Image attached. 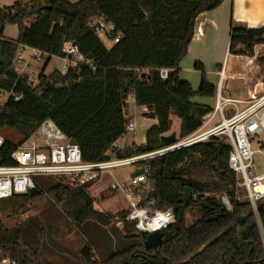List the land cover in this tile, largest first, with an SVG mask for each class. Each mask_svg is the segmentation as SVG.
I'll list each match as a JSON object with an SVG mask.
<instances>
[{
    "label": "trees",
    "instance_id": "1",
    "mask_svg": "<svg viewBox=\"0 0 264 264\" xmlns=\"http://www.w3.org/2000/svg\"><path fill=\"white\" fill-rule=\"evenodd\" d=\"M224 1L35 0L29 5L17 1L0 7V93L22 95L19 102L9 99L0 114V135L7 141L5 155L47 120L79 146L87 163L107 160L108 152L130 157L164 148L161 138L171 132V115L180 120L177 140L196 133L214 109L194 104L192 99L215 98L217 89L207 80L204 66L197 63L201 82L194 92L191 84L180 79V65L188 54L196 18ZM99 20L113 26L111 39L119 37L111 50L91 29ZM7 25L17 26L16 40L4 36ZM69 42L88 65L70 68L65 75L60 71L40 75L36 83L18 73L16 59L22 51L37 50L49 63L53 57H64L62 47ZM258 45H264V27L231 25L230 54L254 57ZM259 62L264 64V58ZM163 68L173 69L167 80L160 77ZM253 87L257 97L255 82ZM131 96L137 107L148 109L146 117L157 120V125L147 131L144 145L120 152L115 144L125 136ZM4 130L18 136V142L5 137ZM230 152L225 138L215 137L150 162L152 197L158 209L172 208L175 214V222L161 232L162 244L153 250L145 248L147 235L136 233L134 224L125 222L116 228L115 219L125 218L127 209L103 212L87 185L76 188L55 177H43L34 191L13 198L48 196L61 206L73 227L88 236L81 251L86 264H264V200L257 214L249 203L238 200L237 180L228 168ZM195 157L198 161L191 169H181ZM4 164L12 163L7 159ZM193 169L206 172L209 178L194 179ZM186 191L191 197L183 202ZM223 195L231 210L222 204ZM112 225L116 229L106 234L104 229ZM24 232L22 227L4 229L0 222V256L22 264H50L41 246L31 244ZM94 252L97 260H93Z\"/></svg>",
    "mask_w": 264,
    "mask_h": 264
},
{
    "label": "built area",
    "instance_id": "2",
    "mask_svg": "<svg viewBox=\"0 0 264 264\" xmlns=\"http://www.w3.org/2000/svg\"><path fill=\"white\" fill-rule=\"evenodd\" d=\"M91 29L99 36L105 30L113 31V26L99 20L91 24ZM113 40L117 43L119 37ZM29 52V60L40 61L43 58L37 50L32 49ZM62 53L64 54L61 58L64 62L63 70L60 71L62 75L70 68L89 64L71 42L63 45ZM22 61L23 51L16 59L17 70L21 67ZM26 67L27 63H24L20 75L27 76ZM159 72L160 77L167 80L173 69L163 68ZM29 79L36 83L33 78ZM11 98L19 102L22 95L15 96L12 92L0 93V114ZM215 98L214 111L203 118L201 129L193 135L147 154L111 157L113 154L108 152L106 154L108 159L99 163L84 162L79 146L50 120L45 121L30 138L16 144L15 149L8 155H5L7 141L0 135V200L28 195L37 188L38 178L56 177L65 179L74 186H86L95 183L104 173L121 167L135 166L137 173L140 171L143 173L129 178L124 184L115 182L110 187L113 192L124 193L128 202V214L125 218L117 217L115 224L121 229L125 222L132 223L139 234L162 232L175 222V214L172 208L158 209L157 201L152 197L150 162L195 144L208 142L212 138L223 137L229 141L231 147L228 168L235 174L237 187L244 189L245 201L257 214V206L264 200V173L258 172L255 156L260 154L264 157V153L254 149V146L262 141L263 144L260 146L264 147V140H261L264 137V93L248 101H236L224 98L220 88H217ZM132 103H135L133 96L127 101L128 108ZM228 106H231L230 117L226 116ZM241 106L244 108L241 109ZM217 115L220 116V122L208 128ZM135 130L136 122L129 120L125 136ZM7 159L12 164H4ZM221 201L227 210H231L227 196H221ZM0 264L22 263L10 256H0Z\"/></svg>",
    "mask_w": 264,
    "mask_h": 264
},
{
    "label": "rangeland",
    "instance_id": "3",
    "mask_svg": "<svg viewBox=\"0 0 264 264\" xmlns=\"http://www.w3.org/2000/svg\"><path fill=\"white\" fill-rule=\"evenodd\" d=\"M20 2L23 5L32 4L35 0H1L0 7L7 8L12 6L15 2ZM78 1V0H71ZM110 30H105L99 34V39L108 50H111L115 45V40L111 39L109 36ZM6 34L10 38L18 37V28L14 25H7ZM264 50V48L262 49ZM29 49L23 51V57L25 61L29 58ZM264 56H255L254 58H243L237 57L236 55L231 54L230 57L225 58L222 62V68L224 70V76L221 83L222 96L227 98L235 97V92L244 97L249 96L253 93L254 81L258 86L264 87V64L259 62V58ZM47 56H44L40 61L31 60L26 67V75L31 79L38 81L40 75L48 76L54 71H62L64 67V62L61 58L53 57L50 63L47 65ZM210 69L213 68H209ZM206 71V70H205ZM21 72V67L18 69V73ZM206 77L210 81L214 82L215 78L213 74L206 71ZM197 81L200 78L199 75H196ZM207 79V80H208ZM217 86V85H216ZM195 89H198L194 86ZM218 88V86H217ZM216 88V89H217ZM198 98V97H196ZM200 98V97H199ZM207 103L210 105L215 104V100L212 98H207ZM231 106L226 108V116L230 117L229 110ZM173 120V129L179 128V119L177 117H172ZM214 124L220 122V116L217 115L214 119ZM5 137H8L13 142H18L19 137L13 136L12 133L8 130L1 132ZM173 133H168L166 135H171ZM177 134V138H178ZM226 140V139H225ZM264 140V137L261 138ZM229 143L228 140H226ZM262 141L254 146V149L261 150L264 153V147H261ZM114 157V155H111ZM198 159L195 157L193 160H189L184 165L181 166V169L187 171L193 167V163L197 162ZM255 163L259 173H264V157L260 154L255 156ZM135 166H126L112 170V175L114 179L119 183H126L131 174L135 171ZM193 178L200 181H206L209 178V175L206 172H201L200 170H192ZM56 178V177H55ZM45 179L38 178L36 181ZM57 179V180H56ZM56 181H61L65 184L71 185L65 179L56 178ZM54 180V182H56ZM93 183L87 185L89 191L93 188ZM79 188L81 186H74ZM238 190V200L240 202L245 201V192L241 187H237ZM91 193V191H90ZM116 193L110 191V193H105L100 195L99 199H96L92 193L91 195L97 200V207L103 212L114 214L119 213L113 212L110 208L106 207L107 203L111 198H113ZM104 203V204H103ZM192 217L189 216V223L192 222ZM0 222L4 229L12 230L18 227H22L24 235L31 242V244H39L40 249L44 251L46 260L50 264H86L81 257V251L87 244L88 236L85 234L83 229H77L69 222L63 213L61 206L54 205L48 196H44L41 199H28L26 197H16L11 200H0ZM116 228L117 225L115 224ZM114 225L108 229H104L106 234L113 232ZM89 237L91 236V231L89 230ZM103 242L101 241V244ZM98 254L94 252L93 260H97Z\"/></svg>",
    "mask_w": 264,
    "mask_h": 264
},
{
    "label": "crops",
    "instance_id": "4",
    "mask_svg": "<svg viewBox=\"0 0 264 264\" xmlns=\"http://www.w3.org/2000/svg\"><path fill=\"white\" fill-rule=\"evenodd\" d=\"M231 25L241 26L248 29H258L264 27V0H225L215 10L204 12L196 18L194 36L189 45L188 54L180 65V79L191 84L194 92L198 91V89H195L194 86H198L196 88H199L201 82V73L195 70V65L197 63H201L204 66L205 70L213 74L215 78L214 82L210 81V79L207 78L209 83L216 88L218 86L222 94L221 83L224 76L222 62L225 60V58H229L231 55L229 53ZM4 36L12 40H16L18 38L8 37V35L6 34V29L4 32ZM263 48L264 45L256 46L254 50V57L259 55L264 56V50H262ZM30 61L31 60H29V58L27 61H25V57H23L21 67L24 66V63H27L28 66V63H30ZM49 63H47V65ZM209 68L213 69H210L209 71ZM196 75L200 76L198 81ZM256 86L258 89V95L264 93V87L258 86L257 83ZM234 94L235 97H230L228 95L226 99L248 101L254 98V92L246 97L237 94V92H235ZM206 99L207 98L205 97H194L192 99V102L197 105L207 106L214 109L215 104H208ZM212 99L215 100L216 103V98ZM129 106L130 107L127 109V118L128 120L136 122V130L117 141V143L115 144V148L120 152H126L133 146L144 145L146 143L147 131L152 126L157 125V120L149 119L146 117V115L149 113L146 107H137L135 103H132ZM173 116L176 117L175 115H171V120ZM214 121L215 120L212 121L211 125L208 128H212L218 124L217 123L213 125ZM179 131L180 120L179 128L176 130L172 128L171 133H175L177 135L179 134ZM136 173L137 170L135 169V171L129 178L133 177V175H135ZM115 182L117 181L114 179L112 172L104 173L95 183H93V188L90 191L96 199H99L100 195L110 193V187ZM105 205L113 212H118L119 210H125L128 208L127 199L122 192L116 193V195L107 203H105Z\"/></svg>",
    "mask_w": 264,
    "mask_h": 264
},
{
    "label": "water",
    "instance_id": "5",
    "mask_svg": "<svg viewBox=\"0 0 264 264\" xmlns=\"http://www.w3.org/2000/svg\"><path fill=\"white\" fill-rule=\"evenodd\" d=\"M243 108H244V106H241V109H243ZM161 141L164 144H166V146L172 145L177 141V135L175 133H173L171 135L163 136L161 138ZM142 173H143V171H140L137 174L133 175V177L136 175H140ZM190 197H191V193L189 191H186V195H185V198L183 199V202L189 201ZM188 223H189V217H188ZM191 223L192 222H190L189 225ZM162 242H163V240L161 237V232L156 231V232H153V233L147 235V238L144 241V246L147 250H153V249H156L157 247H159L162 244Z\"/></svg>",
    "mask_w": 264,
    "mask_h": 264
}]
</instances>
